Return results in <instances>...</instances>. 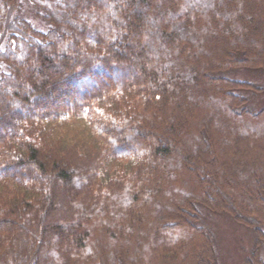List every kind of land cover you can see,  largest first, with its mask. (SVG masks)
Listing matches in <instances>:
<instances>
[{
  "label": "trees",
  "instance_id": "16d2710c",
  "mask_svg": "<svg viewBox=\"0 0 264 264\" xmlns=\"http://www.w3.org/2000/svg\"><path fill=\"white\" fill-rule=\"evenodd\" d=\"M0 0V264H264V0Z\"/></svg>",
  "mask_w": 264,
  "mask_h": 264
},
{
  "label": "rangeland",
  "instance_id": "374dc122",
  "mask_svg": "<svg viewBox=\"0 0 264 264\" xmlns=\"http://www.w3.org/2000/svg\"><path fill=\"white\" fill-rule=\"evenodd\" d=\"M19 14L26 18L35 28L47 31L50 23L37 16L28 0H21ZM224 75L228 78L250 82L262 90H237L247 97L246 107L259 111L264 107V68H237ZM198 225L209 231L214 238V247L218 264H247L252 255L255 242L254 229L236 222L224 212H214L199 206ZM259 255L264 260V242L260 244Z\"/></svg>",
  "mask_w": 264,
  "mask_h": 264
}]
</instances>
